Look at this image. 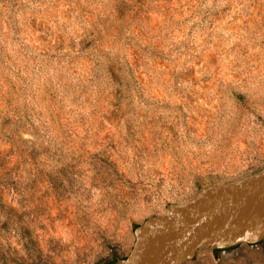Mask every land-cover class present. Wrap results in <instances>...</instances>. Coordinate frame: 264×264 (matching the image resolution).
Here are the masks:
<instances>
[{
    "label": "rangeland",
    "instance_id": "obj_1",
    "mask_svg": "<svg viewBox=\"0 0 264 264\" xmlns=\"http://www.w3.org/2000/svg\"><path fill=\"white\" fill-rule=\"evenodd\" d=\"M262 168L264 0H0V264H109Z\"/></svg>",
    "mask_w": 264,
    "mask_h": 264
},
{
    "label": "water",
    "instance_id": "obj_2",
    "mask_svg": "<svg viewBox=\"0 0 264 264\" xmlns=\"http://www.w3.org/2000/svg\"><path fill=\"white\" fill-rule=\"evenodd\" d=\"M130 253L115 264H184L202 248L264 242V168L201 186L188 200L135 227Z\"/></svg>",
    "mask_w": 264,
    "mask_h": 264
},
{
    "label": "trees",
    "instance_id": "obj_3",
    "mask_svg": "<svg viewBox=\"0 0 264 264\" xmlns=\"http://www.w3.org/2000/svg\"><path fill=\"white\" fill-rule=\"evenodd\" d=\"M235 247H237V246H235ZM215 251H219V249H215ZM109 264H115V260L114 261H110Z\"/></svg>",
    "mask_w": 264,
    "mask_h": 264
}]
</instances>
